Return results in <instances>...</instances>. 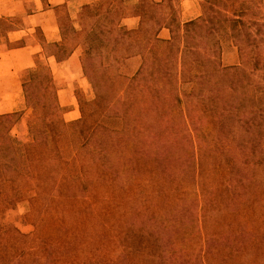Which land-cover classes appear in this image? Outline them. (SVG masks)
Returning <instances> with one entry per match:
<instances>
[{
	"label": "rangeland",
	"instance_id": "obj_1",
	"mask_svg": "<svg viewBox=\"0 0 264 264\" xmlns=\"http://www.w3.org/2000/svg\"><path fill=\"white\" fill-rule=\"evenodd\" d=\"M9 1L1 4L14 8L0 19L1 41L28 27L48 2ZM205 1L61 5L50 33L46 28L49 36L36 28L43 51L21 74L24 103L4 113L15 115L4 132L30 173L12 178L0 165V264H264V155L247 163L238 150L243 144L249 152L255 142L243 114L259 116L264 133V0H248L246 14L238 5H222L229 18L234 10L244 16L246 26L230 31L218 24L213 37L200 39L199 21L189 32L197 43L186 49L183 23L205 19ZM153 4L164 23L154 17ZM100 16L94 33L105 50H93L84 41ZM155 35L165 41L154 42L159 58L173 60L172 82L146 85L156 60L144 44ZM13 36L16 47L21 42ZM88 48L92 57L106 56L96 60L110 90L95 86L83 61ZM137 78L144 83L131 82ZM224 89L229 100L246 96L239 116L236 101L226 106ZM119 99L122 109L112 105ZM39 123L50 126L56 147L39 142ZM97 125L100 134L93 133ZM105 130L109 143L124 138L118 178L103 160Z\"/></svg>",
	"mask_w": 264,
	"mask_h": 264
},
{
	"label": "trees",
	"instance_id": "obj_2",
	"mask_svg": "<svg viewBox=\"0 0 264 264\" xmlns=\"http://www.w3.org/2000/svg\"><path fill=\"white\" fill-rule=\"evenodd\" d=\"M239 1H242V3H239ZM205 2L207 3L206 4V10H207L206 16L207 17L205 19H202V17H201V18H197V19H190V20H187L183 23V27H184L185 32L183 34L182 40H184L186 49H193L194 47L190 46V44L197 43L196 39H194V36L190 35L189 32L193 31V28L198 24L199 21H201L203 23L202 25H205V26L201 25L199 27L200 31L203 33V36H202L203 38L200 37V39H204L206 37L210 38L211 36L213 37L217 33V30L219 29L218 24H219V27L227 24L224 28H226L227 30L230 29V31L236 30L238 28V26L241 28L246 26V23L243 20L244 16L241 17L238 14L235 15L236 10H234L233 16L235 18H229V16L226 14V12L222 11V8H221L222 5H224V6H228L229 4H232L233 6L238 5L242 9L241 13H245V14H246L245 11L252 10L251 8H243L245 3L249 2L248 0H206ZM158 6L159 5L153 4V7H151V8L154 10L153 15L156 18V20L162 24L165 21V17L156 11ZM241 15H243V14H241ZM100 21H102L101 16L96 18L91 29L88 31L86 38H85V41H84L88 45L91 43L93 50H95L97 48H99V50H101V49L105 50L103 48V46L102 47L98 46L97 43H98V41L100 43L101 40H99V34L94 33V29L97 28L99 23H101ZM174 23L179 30V28H180L179 23L178 22L177 23L174 22ZM61 31L63 32V30H61ZM244 36H245V38H247L249 40L252 39V33L251 32H245ZM154 42H157V43L164 42L165 43V41L160 39L158 35H155L154 38L151 40L150 39L147 40L146 44H144V45H146V47L149 49V52H151V53L155 52ZM93 50H90V48H88L86 50V52H85L86 55L84 56L83 61L88 62V64H89V68L91 70V74H92L93 82H94L95 86H97L99 88L98 84L100 82V85H102L103 87L105 86V88H107V90H110L111 88H109V85H111V79H108V77H106L104 75L103 72L105 71V68L102 66V64H99L96 60V57L106 58V56L99 54L96 57L95 56L92 57L91 55L93 53ZM190 53H192V52H190ZM73 54H74V52L71 53L70 55H67L65 60L70 59L73 56ZM153 55H154V59L156 61H154V62L151 61L149 63L150 73H147V75H145V78H143L145 84L147 85L149 83H153L154 85H161V84H165L167 82H172V76H171L172 75V67H170V69H169L170 61H171V63L173 61V60H171V57L159 58L157 52H155ZM59 59H57V61H60ZM60 62H64V61H60ZM184 62H185V67H186V65H187L186 58H185ZM212 65H215V63L212 62ZM84 66H85V63H84ZM189 67H190V63L188 62L187 70L189 69ZM170 70H171V72H170ZM88 75L90 76V73H88ZM142 75H143V73L141 71L140 76H142ZM148 78H150L151 81H149ZM216 79L218 82L219 78L216 77ZM138 80H139L138 78L133 79L131 82L137 81L135 84L141 83V85L144 83L143 81H138ZM244 80L245 79L241 77L239 83L243 84ZM109 82H110V84H108ZM242 84H239V86L241 88H244V87H242L243 86ZM136 86H139V85H136ZM232 89L238 90V86L234 85L233 88H231V90ZM223 93H225L224 95L222 94L223 98L228 99L226 106L229 107V109L232 108L233 106L230 107V106H228V104L230 102H233V101L238 102L237 96L234 97L233 100H229L230 98H232V96L228 97V94H227V96H225L227 93V90L224 89ZM245 100H246V96L244 98V101H242L240 103L238 102L239 105L236 104V102H233L234 106H237V107H234L237 116H239L240 111L243 110L244 107H246L247 102ZM156 101H158V100H156ZM249 101L252 102L250 99H249ZM121 102H122V100L119 99V100L115 101L112 105H117V107L122 109L123 102H122V105H120ZM159 102L161 103L162 106L165 104L164 100L163 101L160 100ZM136 103H138V100H136ZM159 107H160V105H159ZM132 115H133V118H136V114H132ZM14 116H15L14 114H4V115L0 116V162H1L0 165L2 166V174H5L6 176L10 175V177H12V178H13V175L16 177H20V176L25 177L30 173V170L28 171V170L24 169V167H23L24 164H23L22 160L20 161V158H18L17 155H15L14 148L12 147L13 145L11 143L12 140H11L8 132L7 131L4 132L5 131L4 129L6 128V130H7V127H8L7 125L9 123H11ZM243 116H247L244 119L249 118V121L251 122V125H249V124H247V125H248V130L252 131V129H254V133L250 134V135L253 136V139L255 140V142H253L254 143L253 149L250 148L251 151H249V152H245V151L240 149V148H244L243 144L240 146V148L238 150L240 152V155L243 158H245V161L247 163L255 162L256 160L261 159V157L264 155L263 152L258 153L259 147L262 145V140H263V136H264V133L261 130L262 122L257 121L259 116H257L256 118L255 117L254 118L248 117V115H245V114H243ZM93 131H94L93 133L99 132V134H100V132L103 131V128L100 127L99 125H97ZM106 132L104 133L105 136L102 137L101 144H100L103 148V153H102L103 160H104V163L106 164V166H109L108 167L109 170L114 172L116 178H118L117 174L119 176L120 174L123 173V170L121 169L122 156L120 154H121V152L122 153L124 152V148L122 147L123 143H124V138H122V136H120L119 138H116V140H114V142H112L114 144H112V143H109V138H110L109 131L107 133ZM36 133H37V137L39 139V142H41L40 140H44L45 144H48L49 146H52V147H56V145H57L56 141L50 140L51 130H50V126L48 124H44V123L43 124H40V123L37 124V132ZM111 149H115V150L120 149L117 151L120 153L117 154L116 151H114V150L109 152ZM115 154H117L119 156H113ZM113 158L117 159V162ZM119 159H120V164L118 162ZM142 159H144L143 156H141L138 160H142ZM50 169H53L54 171L58 170L57 167H51ZM239 182H241V181H239ZM5 192L6 191L3 190L2 195H4ZM6 199L7 200L13 199L12 193L7 192Z\"/></svg>",
	"mask_w": 264,
	"mask_h": 264
},
{
	"label": "crops",
	"instance_id": "obj_3",
	"mask_svg": "<svg viewBox=\"0 0 264 264\" xmlns=\"http://www.w3.org/2000/svg\"><path fill=\"white\" fill-rule=\"evenodd\" d=\"M12 1L13 0L7 2L8 6L13 5ZM93 1L94 0H48L45 6L46 9L39 13L37 17L34 16L28 20V27L11 30L6 41L0 40V114L14 112L24 103L21 74L25 70L35 66L36 56L43 51L42 47L35 43L36 28L42 27L45 35L49 36L52 30L49 27L54 25V18H51V16L54 15V9L56 7L61 5L72 7L75 5L78 6L76 10H79L85 5L92 4ZM155 1L161 2L162 0ZM1 4L2 0H0V19L9 11H11L9 15L12 16V10L14 8L7 7L6 4L2 6ZM125 23H128V21ZM46 28L50 29H48L49 33L46 32ZM55 29L59 32L58 27ZM55 29H53V33H56ZM13 35H18L19 38L15 41L21 42L16 47L11 46L14 42Z\"/></svg>",
	"mask_w": 264,
	"mask_h": 264
}]
</instances>
